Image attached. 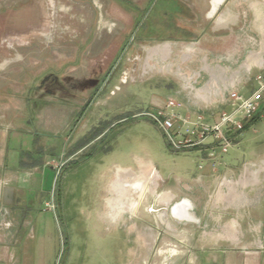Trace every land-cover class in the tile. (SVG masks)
I'll return each instance as SVG.
<instances>
[{
	"label": "rangeland",
	"instance_id": "rangeland-1",
	"mask_svg": "<svg viewBox=\"0 0 264 264\" xmlns=\"http://www.w3.org/2000/svg\"><path fill=\"white\" fill-rule=\"evenodd\" d=\"M222 1H212L210 17ZM200 2L0 0V118L9 123L20 115L6 157L10 171L19 170L24 193L17 234L24 252L47 259V264H162L168 255H162V249L180 245L177 255L169 254L178 260L185 251L183 242L193 237L198 225L196 220L184 225V219L171 214L176 202L185 201L187 182L211 167L221 172L226 166L264 164V112L234 137L227 153L217 150L215 160L197 149L174 151L164 132L144 114L156 112L176 88L175 77L160 71L166 70L171 43L154 45L172 37L174 25L193 31L200 20ZM179 54L176 49L174 57ZM144 60L145 65L156 62L152 69L144 67V74L156 69L151 75L143 74ZM180 112L186 114L183 108ZM143 166L155 171L156 194L140 196L134 190L135 204L126 203L110 216L119 173H140ZM240 176L226 179L234 182ZM219 185L216 190L207 182L199 199L209 213L221 201L243 196L240 192L224 198L229 187ZM167 188L176 197L170 204L158 202ZM251 188L244 201L236 199L229 209H263L264 182ZM163 211L171 227L159 220ZM211 215L203 220L208 228L217 212ZM237 217L219 218L234 220L242 247L248 238ZM252 220L258 229L260 223ZM258 234L251 241H259ZM255 246L264 250L260 243ZM236 248H229L234 257L237 251H247ZM216 254L225 256L223 251Z\"/></svg>",
	"mask_w": 264,
	"mask_h": 264
},
{
	"label": "crops",
	"instance_id": "crops-1",
	"mask_svg": "<svg viewBox=\"0 0 264 264\" xmlns=\"http://www.w3.org/2000/svg\"><path fill=\"white\" fill-rule=\"evenodd\" d=\"M212 1L203 0V2H200L199 8L196 10V15L200 17V20L195 23L193 31L174 25L175 34L162 40L165 42L154 45L159 46L170 42L172 47L171 53L168 52L167 54L169 59L166 67H164L166 70H160L166 71L175 77L174 80L176 79V88L170 91L171 93L167 98L175 97L180 100L187 114H203L211 121L217 118L220 110L229 109L222 102L225 85L235 87L240 93L249 94L256 88V83H253L255 77L264 74V0H223L215 14L210 17ZM176 34L179 35L176 36ZM182 34L186 35L182 36ZM177 43V48H175ZM152 47L146 48V57L147 50ZM176 49L180 53L178 59L174 57ZM150 62L153 64L151 65ZM150 62H147V64L149 63L148 66L143 65V74L144 67L145 69L155 67L156 62L154 60ZM155 70H147L144 76L151 75ZM25 72L31 71L24 69ZM25 78L23 74V79ZM167 98L163 99L164 103ZM263 101L264 98L259 113L248 124L262 118L264 112ZM164 103H159L160 105L158 104L156 108L163 107ZM19 116H13L9 123H6L8 121L6 117L0 118V264H47V259L36 260L30 255V251L29 253L24 252L17 236L21 228L22 214L20 211L24 193L19 187V170L10 171L7 165L6 152L12 136L10 132L13 130L19 131L15 127V120H18ZM197 150L207 155L209 146ZM263 171L264 164L226 166L221 172L217 168L211 167L205 173L188 181L186 188H184L188 190V194L185 193L181 200H187L184 213L191 219L177 218L173 213L171 214L176 219H184L182 222L184 225L192 223L190 221L196 218L198 225L193 223L196 225L193 237L188 242H183L184 245L181 247L185 248L183 257L178 260L170 258V251L177 255L179 251L177 248H180V245H173L177 248L162 249V255L168 254L164 257L162 264H264V250H259L255 246L258 243L264 245V208H256L252 211L246 208H237L236 211L235 208L229 209L235 207L236 199L244 201L249 188L252 187V190H256L263 184ZM239 175L241 176L234 182L226 179L236 178ZM222 180L223 182L220 184ZM180 181L182 180L180 179ZM210 181L216 186V190L219 184L220 188L224 185L229 187V193L223 196L224 198L234 196L240 192H243V196H235L231 200L221 201L215 208L210 209V211L217 212V215L215 216L214 225L208 228L207 221L203 225V220L207 216H212L213 212L209 213L206 204L202 205L199 199L202 191L207 190L205 184L210 183ZM167 190L173 197L168 201H163V203L170 204L176 194L170 188H167ZM218 197L222 198V195L218 194ZM223 205L225 209H221ZM163 212L168 217V213ZM234 213L236 217H241L240 220L244 223L241 231L247 234L248 238L247 243L242 247L239 246L242 239L240 240L236 235L238 227L234 220L221 219L225 215H233ZM252 216L258 217V219L252 220ZM251 220L260 223L258 229L252 227ZM168 221L171 223L170 220ZM255 232H260L257 235L259 241L256 242L251 241V238H255ZM229 242L238 246L234 247ZM164 244L167 245L166 241ZM229 248L247 251H237L239 256L234 257V252L230 251ZM195 250L205 251L206 255L202 258L197 257ZM219 251L224 252L225 256L223 258L217 257L216 252Z\"/></svg>",
	"mask_w": 264,
	"mask_h": 264
},
{
	"label": "built area",
	"instance_id": "built-area-1",
	"mask_svg": "<svg viewBox=\"0 0 264 264\" xmlns=\"http://www.w3.org/2000/svg\"><path fill=\"white\" fill-rule=\"evenodd\" d=\"M255 81L256 88L249 94L225 85L222 102L229 109L220 110L213 121L203 114L181 113L183 103L175 97L167 98L163 107L157 108L156 112L144 114L151 117L164 132L174 151L209 146L208 154L215 160L217 150L227 153L234 145V137L243 132L248 122L259 113L264 98V76L257 75Z\"/></svg>",
	"mask_w": 264,
	"mask_h": 264
},
{
	"label": "bare ground",
	"instance_id": "bare-ground-1",
	"mask_svg": "<svg viewBox=\"0 0 264 264\" xmlns=\"http://www.w3.org/2000/svg\"><path fill=\"white\" fill-rule=\"evenodd\" d=\"M148 65L149 63L146 66ZM154 177L155 171L148 166H143V169L140 173H133L130 171L120 172L119 180L115 183L118 195L116 198L113 197V201L111 200L110 202L111 210L109 212V215L112 217L117 215V213L121 210L122 205L126 203L133 206L135 204L134 199L132 197V192L134 190L138 191V193L140 192V196H142V194H144L145 192H148L149 195L156 194V189L153 186ZM172 197V194L164 192L157 196V201L161 203L163 201H168ZM185 201L176 202L173 206L172 213L175 217L189 218L184 213L187 200ZM158 217L161 222H164L167 226L171 227V223L167 220L166 214L164 212H161Z\"/></svg>",
	"mask_w": 264,
	"mask_h": 264
},
{
	"label": "flooded vegetation",
	"instance_id": "flooded-vegetation-1",
	"mask_svg": "<svg viewBox=\"0 0 264 264\" xmlns=\"http://www.w3.org/2000/svg\"><path fill=\"white\" fill-rule=\"evenodd\" d=\"M194 220H196V221H197V219H196V218H194Z\"/></svg>",
	"mask_w": 264,
	"mask_h": 264
}]
</instances>
